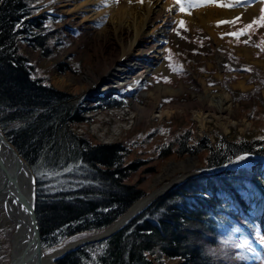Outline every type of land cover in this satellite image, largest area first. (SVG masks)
Here are the masks:
<instances>
[{"label": "trees", "instance_id": "obj_1", "mask_svg": "<svg viewBox=\"0 0 264 264\" xmlns=\"http://www.w3.org/2000/svg\"><path fill=\"white\" fill-rule=\"evenodd\" d=\"M41 2L0 0V128L36 173V217L46 251L69 238L104 229L145 193L127 182L144 163L129 158L140 136L104 145L75 133L72 126L87 122L82 115L90 108L72 103L54 88L24 52L31 47L47 57L50 45L61 41L52 27L56 19L38 14ZM127 104L123 98L107 107ZM188 131L172 138L177 144L174 153L204 151L197 169L218 166L240 154L264 155V135L215 133L211 141L206 135L191 137ZM162 132L167 140L174 131ZM163 144L154 147L161 156L172 149ZM262 206L261 165L240 167L231 175L203 174L152 201L112 236L68 252L57 264H165L172 258H181L182 264H217L209 246L221 239L241 242L245 231H250L251 247L264 259V245L256 243L261 239L254 233L261 225ZM236 228L239 233L233 231ZM238 250L244 258L234 264L256 260L247 246Z\"/></svg>", "mask_w": 264, "mask_h": 264}, {"label": "rangeland", "instance_id": "obj_2", "mask_svg": "<svg viewBox=\"0 0 264 264\" xmlns=\"http://www.w3.org/2000/svg\"><path fill=\"white\" fill-rule=\"evenodd\" d=\"M122 1L115 0L114 4L118 6ZM131 1L136 4L137 2L141 3L136 0ZM170 1L177 9L174 14L180 13L181 17L178 20L174 19L168 26L169 39L157 42L159 46L157 64L130 90L116 88L117 90L112 92H104L103 85L98 79L93 80L88 88L79 89L76 87L75 80L84 77L87 40L85 39V29L76 25L70 14L65 11L72 7H63V0H42L38 12V14H49L56 19L52 27H54L53 30L57 37L60 38V43L50 45L48 53L45 54L47 57L42 56L43 54L38 52V49L24 48V52L36 66L38 74L47 77L54 88L68 95L72 103L85 108H94L93 112L89 111L82 115L88 118L87 122L72 126L75 133L86 135L91 142L104 145L122 141L127 136L135 138L140 136V140L129 158H138L144 163L130 174L127 182L136 184L139 189L144 191L145 195L156 186L170 182L182 174V171H176L155 186L154 178L159 174L165 162L171 159L194 157L197 158L198 167L203 164L204 151L203 153L181 156L174 153L177 144L176 142L172 144V138H177L175 136L177 132L182 133L185 129H189L191 137L198 138L206 135L211 141L214 140L215 133L248 137L264 135V66L256 63L257 59L264 61V50H262L264 49V43H262L264 42V33L261 35L264 32L261 31L264 30V27L253 25L252 29L248 30V34L240 36L239 40L228 35L241 31L253 20H258L259 6L261 9L264 4L255 2L246 5H255L257 12L247 20L237 17L238 20H233L234 23H226V26L220 23L215 37L194 18L189 19L196 10L201 9L200 6L187 9L188 0H184L186 11L181 12L179 11L180 5L175 0ZM225 3L227 0H224L223 4ZM227 8L231 10L236 7ZM180 22H183V27L179 26ZM94 25L99 27L101 24L94 22ZM255 36L259 37L257 44L259 47L256 46ZM240 46L251 47V59L237 51ZM217 54L224 58L223 62L218 61ZM172 55H175L176 58H173ZM177 61L183 64L185 71ZM227 64L234 67L246 66L249 70L247 73L229 72L224 70ZM160 67L162 68L158 69ZM173 67L183 70L184 75L180 76L174 73ZM61 80L64 81L61 83ZM240 81H243L245 85L239 86ZM116 82L114 85L118 86ZM168 87L173 89L176 94L163 93L164 88ZM205 87L211 94H215L220 89L229 93L231 112L222 115V122L227 124V130L218 126L209 115L204 118L203 124L197 121L196 117L200 110L197 101ZM257 87L258 91L255 90ZM153 92H156V95L159 93L158 101L154 98ZM123 98L128 99V107L123 109L107 107L108 103L122 102ZM134 101L139 105L152 107L153 111L147 117H140L135 113ZM161 110L168 111L159 115ZM163 129L173 130V136L166 140L167 137L162 132ZM0 130L2 131L1 128ZM145 135L148 137L143 141ZM162 142L165 146L171 144L172 148L169 153L163 156L159 154L158 148H154L161 145ZM242 163L245 164V162ZM30 169L36 177L32 167ZM3 220V213L0 209V264H8L9 246L6 238L7 229ZM88 235L90 233L80 234L66 241H74L78 237ZM57 247L59 248V246ZM57 247L46 251H53ZM209 249L217 264H234L241 261L238 258L241 257V254L234 246V241L221 239L220 243L209 246ZM182 263L181 258L165 260V264ZM253 264H264V262L262 259L255 260Z\"/></svg>", "mask_w": 264, "mask_h": 264}, {"label": "bare ground", "instance_id": "obj_3", "mask_svg": "<svg viewBox=\"0 0 264 264\" xmlns=\"http://www.w3.org/2000/svg\"><path fill=\"white\" fill-rule=\"evenodd\" d=\"M101 2L102 0H63V7H72L65 11L70 14L76 25L85 29V39L87 40L84 77L75 80L76 87L79 89L88 88L93 80L98 79L103 85L104 92H112L117 90L116 88L130 90L157 64V49L159 47L157 42L169 39L168 26L174 19L178 20L181 14H174L177 9L170 0H143L137 4L131 0H123L118 6L114 2H109L107 7H101L97 10V5ZM218 2L223 4L224 0H218ZM256 12L257 7L255 5L236 7L230 10L226 6L220 7L212 4L209 7L196 10L189 19L194 18L196 22L216 37L215 33L220 28H218L219 22L230 23L237 17L247 20ZM94 22H99L100 28L94 25ZM222 24L227 25L226 23ZM237 51L248 59L252 57L251 47L240 46ZM217 59L220 62L224 61L220 54H217ZM256 63L264 66L262 60L257 59ZM130 64L133 65L130 66ZM115 81H117L118 86L114 85ZM244 85V82L240 81L239 86ZM163 93L171 94L175 91L168 87L164 88ZM152 94L158 101L159 93L156 95V92H153ZM133 105L135 113L139 114L140 117H147L153 111L152 107L139 105L135 101ZM197 105L200 110L196 118L200 124H203L204 118L209 115L218 126L227 130V124L222 122V115L231 112L229 93L220 89L215 94H211L209 89L205 87L199 94ZM166 111L168 110H161L159 115H163ZM11 158L9 152L0 150V160L3 165L5 164L4 166L10 165L8 163ZM248 159V157H244L243 160ZM238 161L240 160L236 158L227 166L230 169L235 168ZM198 165L197 158L194 157L171 159L163 164L159 174L154 178L153 184L156 186L174 172L182 171L181 175L170 181L174 182L182 178L185 173L196 170ZM1 174L0 170V181ZM169 184V182L163 183L156 186V189L166 187ZM7 186L13 194L19 195L27 201L33 199L34 183L24 167L8 171ZM142 204L144 202H137L132 210L135 207L139 208ZM0 209L3 213V223L7 229L9 261L12 262L27 252L29 240L27 227L30 218L25 206L12 202L10 196L2 188H0ZM60 252L61 250L57 249L49 252L43 251L42 257L44 261L47 260L51 264H55L53 260ZM31 264L35 263L32 262Z\"/></svg>", "mask_w": 264, "mask_h": 264}, {"label": "water", "instance_id": "obj_4", "mask_svg": "<svg viewBox=\"0 0 264 264\" xmlns=\"http://www.w3.org/2000/svg\"><path fill=\"white\" fill-rule=\"evenodd\" d=\"M0 150L9 152V154L12 157L10 162L8 163L10 165H7V166H4L5 164L3 165V162L0 160L1 161L0 162V170L2 172L1 181H0V188H2V190H5L7 192V194L10 196L12 202L23 204L25 206L26 210L28 211V215L30 218L29 226L27 227V233L29 236V240H28V244H27V252L22 257L15 259L12 262L10 261L9 264H31L32 262H34L35 264H51V262H48L47 260L44 261V259L42 257L43 249L41 246V239H40V227H39V224L37 221L36 211H35V209H36L35 176L32 173L31 169L27 166L25 161L22 159V157L19 155L15 146L7 139V137L4 135V133H2L1 130H0ZM248 158L254 159V157H252V156H248ZM251 159H250V161H251L252 166H254L256 163H260L263 165V168H264V162L263 161L251 160ZM21 167H24L25 171L30 174V176L33 180V183H34V194H33V199L31 201H27L25 198H22L19 195L13 194L7 186L8 171H10L12 169H16V168L21 169ZM235 169L236 168L230 169L226 164V165H221L219 167L205 169L202 171H194L193 170V171H190L188 173H185L182 178H180L174 182H169L170 184L166 187H161L160 189H154L145 198L140 199V200L136 201L135 203H133L132 205H130V207L128 208V210L125 214H123L119 219L114 221L111 225L106 227L103 231H100V232L93 234V235H90L88 237L80 238V239H77L76 241L64 244L59 249V250H61L60 254L57 257H55L53 261L56 264L57 260L60 257H62L63 255H65L66 253L73 251V250L77 249L78 247H80L86 243L101 241V240L106 239L107 237L113 235L119 229H121L124 225H126V223L128 221H130L136 215L141 213L152 200H154L157 197L169 192L170 190H172L176 186L183 183L185 180H187L191 177L201 175V174H229V173H233ZM187 171H189V170H187ZM139 201L144 202V204H142V206H140L139 208L135 207L132 210V208Z\"/></svg>", "mask_w": 264, "mask_h": 264}, {"label": "snow or ice", "instance_id": "obj_5", "mask_svg": "<svg viewBox=\"0 0 264 264\" xmlns=\"http://www.w3.org/2000/svg\"><path fill=\"white\" fill-rule=\"evenodd\" d=\"M109 2H115V0H102L101 4L97 5V10H99V8H101V7H107L109 5ZM140 2H143V0H140ZM175 2L180 5L179 11H181V12L186 11L184 0H175ZM255 2H259L261 4H264V0H227V3H225V4L219 3L218 0H188L187 9H191L192 7H197V6H205V5L210 4V3H216L217 6L240 7V6H246L248 4L255 3ZM260 12H261V15L258 18V20H253V22L251 24L246 25L243 30L238 31V32H234V33H229L228 35H231V36L235 37L237 40H239L240 36L248 34V30L252 29L253 25H258L259 27H264V7H262L260 9ZM236 19L238 20L239 18H236ZM234 22L235 21L230 22V23H234ZM219 23H229V22L221 21ZM20 26H21L20 24H17L16 27L19 28ZM179 26L183 27V22H180ZM177 35H179V32H177ZM245 43H247V41H245ZM262 43H264V42H262ZM256 46L259 47V45H256ZM262 50H264V49H262ZM173 70L175 71L176 69H173ZM229 70H231V69L229 68ZM245 70H249V69H245ZM165 82H167V80H165ZM237 159L243 160L244 157L238 156ZM65 171H71V169H65ZM233 231L239 233L240 229L236 228V229H233ZM251 243H252L251 241H249L248 239L245 238L241 242H234V246L238 249L244 248L247 246L249 251L255 252V249L251 247ZM238 258L243 259L244 257L241 256Z\"/></svg>", "mask_w": 264, "mask_h": 264}]
</instances>
